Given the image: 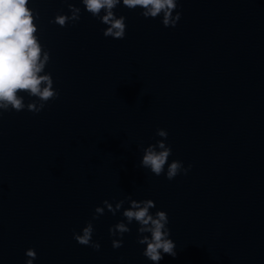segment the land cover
Listing matches in <instances>:
<instances>
[{"label":"water","instance_id":"water-1","mask_svg":"<svg viewBox=\"0 0 264 264\" xmlns=\"http://www.w3.org/2000/svg\"><path fill=\"white\" fill-rule=\"evenodd\" d=\"M72 2L80 20L65 27L52 22L64 0L28 3L58 96L0 110V264L28 248L33 264H154L134 220L112 247L128 198L168 215L176 256L158 264H264V0H178L175 27L121 3L123 39ZM157 128L186 175L140 166ZM105 199L125 202L93 219ZM88 221L99 250L73 237Z\"/></svg>","mask_w":264,"mask_h":264},{"label":"clouds","instance_id":"clouds-1","mask_svg":"<svg viewBox=\"0 0 264 264\" xmlns=\"http://www.w3.org/2000/svg\"><path fill=\"white\" fill-rule=\"evenodd\" d=\"M64 2L67 3L70 14H57L52 21L61 27H65L69 22L79 21L81 13V9L76 7L72 0ZM79 2L88 13L107 25L103 29V35L113 39H123L125 36V17H117L113 11L121 3L129 9H142L141 15L145 18L154 19L161 16V22L165 27H175L181 15L178 11L173 14L178 0H79ZM28 3L29 0H0V110L11 108L19 112L26 107L29 111L39 112L47 101L58 96V92L53 88L51 75L44 72L50 57L36 36V17ZM21 92L36 97L37 100L25 104ZM156 135L163 139L156 140L155 144L150 143L143 149L140 166L149 169L155 176L164 174L168 180L181 173L186 175L191 165L185 167L180 160L173 159L171 162L168 160L172 150L165 143L167 131L157 128ZM124 202L117 200L113 207L109 200H103V207L99 205L95 207L93 219L102 215L105 209L115 215L121 210ZM128 204L129 207L123 208L121 213L127 223L118 221L109 226L110 236L121 237L112 239V247L114 249L122 247L123 234L130 231L128 224L134 220L139 225L137 243L145 245L143 255L146 258L158 264L163 254L175 257L176 245L169 238L167 213L159 209L152 213L150 209L155 208L152 199L128 198ZM93 230L92 222L88 221L80 233L73 232V237L79 244L99 250L100 244L92 239ZM25 255L27 257L25 264H33L35 250L28 248Z\"/></svg>","mask_w":264,"mask_h":264}]
</instances>
